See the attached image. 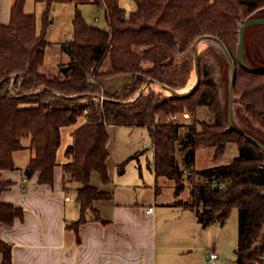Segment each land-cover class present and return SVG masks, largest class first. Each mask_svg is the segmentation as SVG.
Listing matches in <instances>:
<instances>
[{"label": "trees", "instance_id": "trees-1", "mask_svg": "<svg viewBox=\"0 0 264 264\" xmlns=\"http://www.w3.org/2000/svg\"><path fill=\"white\" fill-rule=\"evenodd\" d=\"M24 1L13 0L8 22L0 23V193L12 184L1 179L2 170L15 168L13 152L24 148L32 153L23 168L25 178L38 173V183L52 184L60 128L84 117L65 150L71 160L63 165L64 190L74 189L80 213L67 226L77 232L88 211L100 219L94 201L112 197V192L90 183L93 171L102 182L109 180L108 126L145 127L154 153L150 169L174 180L176 197L183 183H188L189 199L176 198L173 204L192 210L203 225L223 224L231 209L238 208L236 264L262 263L263 248L254 243L264 226V150L229 126L214 66L204 64L198 54L199 79L188 92L169 91L162 96L157 87L176 91L177 54L194 49L200 36H215L235 65L234 94L250 118L264 128V71L243 68L237 59L239 27L264 7V0H133L131 11L118 0H103L107 28L87 23L76 9L71 36L59 43L67 62L53 76L40 70L49 43L51 0H47L40 27L36 15L24 11ZM106 60L108 67L101 69ZM119 76L132 81L121 93L109 91L108 79ZM148 79L153 80L142 89ZM201 106L212 113L211 121L197 120ZM185 111L195 117L179 142L186 166L202 145L215 146L218 154L228 142H235L240 153L229 163L200 171L181 168L175 146L182 124L170 116ZM24 138L27 145L22 143ZM23 214L22 207L0 199V223L11 225ZM0 253L1 263L11 264V246L1 239Z\"/></svg>", "mask_w": 264, "mask_h": 264}, {"label": "crops", "instance_id": "crops-1", "mask_svg": "<svg viewBox=\"0 0 264 264\" xmlns=\"http://www.w3.org/2000/svg\"><path fill=\"white\" fill-rule=\"evenodd\" d=\"M118 2L120 3L119 0ZM12 3L13 0H0L1 24L8 22ZM120 5L123 6L121 3ZM46 6L47 0L24 1V11L36 15L38 27L41 25ZM57 8H65L70 12L71 23L76 9H79L85 21L92 25L87 16L91 17L92 13L104 14L103 0H51L46 35L54 19L51 14ZM37 10H40L39 13ZM84 121V117H79L75 123L60 128L61 141L57 150L52 184L38 183V173L25 178L23 168L32 154L28 148L13 152L15 168L2 170L1 179L10 180L12 184L1 191V201L24 209L22 219L16 218L11 225L0 223V239L11 246V264H185L183 257L186 252H191V248L183 244L187 239L184 233L188 231L190 223L195 224V218L191 214L194 212L173 204L176 198H181L184 187L176 197L174 185L170 184L171 196L161 200L162 184L157 183L158 175L153 171L155 184L148 198H143L142 194L126 198L128 193L124 195L121 191L114 190L111 198L98 199L93 203L100 219H96L92 214L86 215L87 220L78 225L77 232L67 226L78 219L80 213L76 198L74 204H68L71 196L64 190L63 165L71 160L65 150L73 141L74 130ZM114 126V141L110 143V135L107 144V162L111 158V165L120 168L147 143L144 138L146 128L132 125ZM22 143L27 145L28 141ZM111 144L112 147H109ZM181 168L188 170L185 166ZM163 179L168 178L163 176ZM187 190L189 191V187ZM66 196L69 198L66 199ZM117 196L120 198L117 199ZM150 206L153 211L148 213L146 209ZM186 211L191 212L188 214ZM169 215L173 219L171 231L173 236L175 235L174 238L171 237L172 246L166 244L165 235L163 242L157 240L156 235L157 223L160 219L165 222ZM190 229L198 231L199 224L196 223ZM210 250L217 254L215 259H218L219 253L215 247ZM189 263L199 264L197 259L186 264Z\"/></svg>", "mask_w": 264, "mask_h": 264}, {"label": "rangeland", "instance_id": "rangeland-1", "mask_svg": "<svg viewBox=\"0 0 264 264\" xmlns=\"http://www.w3.org/2000/svg\"><path fill=\"white\" fill-rule=\"evenodd\" d=\"M119 1L127 11H131L135 8V3L133 0ZM37 11L39 13L40 10ZM70 15V12L65 8H57L51 14V17L54 19L48 28L46 39L49 41V43L46 48L44 64L40 68V70L46 73L48 76L59 75L60 65L67 62L68 56L60 51L59 43L69 38L72 34ZM95 15L92 13L91 17L87 16V19H90L95 26L107 28L103 12L102 14L96 13ZM95 17H97V20H95ZM250 17L264 18V7L255 10ZM196 40L194 42L193 48H195L196 44L198 54H200L203 58V63L214 66V79L219 86V96L222 106L226 111V114H228L231 63L225 48L221 44L220 40L212 35H203L197 40V42ZM243 55L244 60L250 67H264V22L253 23L245 28ZM107 67L108 62L106 60L102 64L101 69H106ZM173 72L177 94L188 92L197 80L194 64V49L177 54ZM131 81L132 79H130L128 76H119L108 79L106 86L111 92L121 93L124 87L127 86ZM158 84L161 85L160 83ZM157 91H160L162 96H168L170 94V90L168 89L164 90L157 87ZM230 108L231 122L233 126L249 133L264 145V128L260 124L254 122L244 111L242 104L239 102L238 95L234 94V92L232 95ZM195 117L199 122L203 120L211 121L213 119L212 113L207 107L204 106L198 108ZM195 117L187 111L181 114H173L170 116L171 119L182 124V126L179 127V133L177 135L175 146V158L180 167L185 166L188 168V170L200 171L211 166L229 163L236 155L240 153V148L235 142H228L225 149L218 154L214 153L215 146L202 145L196 150L194 161L189 164V166H186L182 160L183 151L181 150V145L179 142L187 131V125L194 123ZM197 126L200 127V123H197ZM108 130L111 135L110 143H113L115 137V126H109ZM144 138L147 143L140 147L138 155L124 163L122 167L115 168L111 165V158L108 160L107 163L109 169H107L109 180L107 182H102L100 174L97 171H93L91 173L90 183L103 191L113 193V191L116 190V192L121 191L124 193V195L128 193L129 196L126 194V198L141 194L143 198H148V196L152 194L155 181L152 175V169H150L148 166V164L152 163L153 161L154 153L150 146L151 138L147 133V129H144ZM22 141L27 142L28 139L24 138ZM109 147H112V144L109 145ZM163 176L167 177L166 175H158L157 182L159 185L162 184V193L160 196L161 200L167 199L169 196H171L172 191L170 184L174 185V180L172 178L167 177L168 179L165 180L163 179ZM161 180L164 182H161ZM183 187L184 189L181 192L180 197L182 199H187L189 191L187 190L188 183L186 181L183 183ZM68 194L71 196V200L68 201V204H74V189H71ZM118 198L120 197L117 196V199ZM186 212L188 213L191 211ZM90 214L91 212L88 211L87 215ZM191 214H193V218H195V224H199V230L192 231L190 227L194 226L195 224L191 223L187 229L188 231L185 230L186 232L184 235L187 237V239H185L183 244L191 248V252L185 253L186 255H189H185V257H183V260L185 259V264L187 262H192L195 259H197L199 264H236L235 250L237 246L239 226L238 208L233 207L231 209L228 218L223 224L214 221L207 225H203L198 221L194 213ZM171 223L173 224V219L172 216L169 215L168 220L164 222L160 219L156 226L157 240L163 242V235H165L167 237L165 242L168 246L173 245V240H171V237H175L171 231ZM254 246L262 247L264 251V226L260 232V236L254 243ZM212 247H215V250L219 253L218 259L210 260L209 253L212 251L210 250ZM204 248L206 250H204ZM179 259H177V261ZM258 264H264V255L263 262Z\"/></svg>", "mask_w": 264, "mask_h": 264}, {"label": "water", "instance_id": "water-1", "mask_svg": "<svg viewBox=\"0 0 264 264\" xmlns=\"http://www.w3.org/2000/svg\"><path fill=\"white\" fill-rule=\"evenodd\" d=\"M259 22H264V18H251V17H249V18L245 19L241 23V25L239 27V35H238V44H237V59H238V62H239V64L243 68H246V69H249V70H253V71H264V67L252 68V67H250V66H248L246 64V62L244 60V55H243L244 30H245V28L248 25L253 24V23H259ZM197 40H196V42H197ZM225 51H226L227 56H228V58L230 60V63H231V77H230V83H229V108H228V123H229V126L237 129L238 131H240L243 135H245L247 138H249L251 141H253L255 144H257L259 147H261L264 150V145L261 142H259L256 138H254L249 133H247L245 131H242V130L236 128V127H234L233 124H232V122H231V108L230 107H231V101H232V95H233V84H234V76H235V65H234V62L232 60V57L230 56V54L228 53V51L226 49H225ZM194 64H195V71H196V74H197V80L196 81H198V79H199V67H198V50L196 48V44H195V48H194ZM64 69H65V67H64ZM152 80L153 79H148L145 82V84L143 85V88L146 86L147 83H149ZM167 89H169L172 92L177 93L176 91H174L170 87H167Z\"/></svg>", "mask_w": 264, "mask_h": 264}, {"label": "built area", "instance_id": "built-area-1", "mask_svg": "<svg viewBox=\"0 0 264 264\" xmlns=\"http://www.w3.org/2000/svg\"><path fill=\"white\" fill-rule=\"evenodd\" d=\"M65 198L68 199L69 196H66ZM152 211H153V207H152V206H150V207H148V208L146 209V212H148V213H149V212H152ZM216 256H217V254H216L215 252H211V253H209L210 260L215 259Z\"/></svg>", "mask_w": 264, "mask_h": 264}]
</instances>
